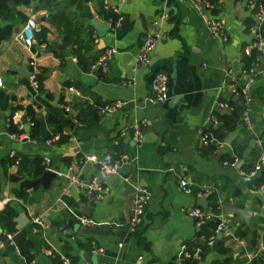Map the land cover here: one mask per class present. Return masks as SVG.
I'll use <instances>...</instances> for the list:
<instances>
[{"label":"crops","instance_id":"1","mask_svg":"<svg viewBox=\"0 0 264 264\" xmlns=\"http://www.w3.org/2000/svg\"><path fill=\"white\" fill-rule=\"evenodd\" d=\"M103 1L32 0L7 5L9 12H0V32L6 25L11 27L7 39L0 41V210L6 202L17 213L14 220L21 215L28 220L20 230L15 223V230L31 245L29 263L56 264L51 257L55 251L74 264H87L81 256L93 254L96 246L103 251L102 256L94 255L96 264H182L189 251L196 264H264V170L252 175L264 153L262 57L257 58L250 87V130L241 121L243 128L236 125L230 133L222 132V141L211 134L222 123L220 117L230 114L228 101L237 100L223 70L229 68L238 76L244 49L253 41V19L245 0H216L213 5L212 16L223 22L225 42L206 32L192 10V0H126L119 4L122 20L115 29L107 23L111 14L102 8ZM56 12L70 23L67 38L52 18ZM28 19L35 20L37 27L27 49L18 35ZM152 33L158 38L140 65L136 57ZM58 39L64 44L59 56L47 52ZM110 48L116 53L100 71L102 77L96 78L90 67ZM31 66L33 80L14 72L15 67H25L30 73ZM157 72L167 76L170 100L153 106L146 100ZM85 98L101 106L113 101L124 105L109 115L85 117L77 109ZM26 107L43 123L45 140L23 139L29 133ZM210 114L215 125L208 123ZM16 115L25 116L27 123L21 129L14 122L9 125L8 118ZM199 130L223 147L211 151L201 145ZM230 135V145L235 141L239 146V158L224 143ZM54 136L53 142L44 144ZM256 139L260 148L254 144ZM84 155L125 156L129 173L119 168L102 181L91 163H78ZM36 163L43 171L33 177ZM69 163L75 164L80 178L96 177L105 194L97 198L57 177L45 186L38 182L44 171L62 173ZM178 176L185 178L190 194L179 190ZM13 177L21 180L11 181ZM24 183L33 185L24 187ZM141 189L147 201L142 223L131 234L128 222L134 195ZM199 199L205 200L203 208L196 205ZM193 208L208 216L200 228L185 213ZM240 212L250 214L247 225L241 222ZM33 215L43 222L42 234L31 230ZM81 217L88 220L86 226L79 223ZM252 230L254 247L249 245ZM213 232V244L208 246ZM0 235L5 236L0 240V264H27L8 243L7 236L12 239V235L1 227ZM195 250L199 260L192 257Z\"/></svg>","mask_w":264,"mask_h":264},{"label":"built area","instance_id":"2","mask_svg":"<svg viewBox=\"0 0 264 264\" xmlns=\"http://www.w3.org/2000/svg\"><path fill=\"white\" fill-rule=\"evenodd\" d=\"M117 5H110L107 0L103 1L102 8L111 14V18L107 20L108 25L111 28H117L122 20L120 12H119V4H123L126 0H114ZM245 4L247 8L251 12V16L253 19V41L244 49V56L248 57L252 51H255L258 55L256 60L250 64L248 68H243L242 64L238 71V76H236L229 68H224L223 76L227 84L231 87V94H233L236 99H238L242 106L244 107L243 117L241 119L242 124L247 130H250V122L248 113L250 112V103H251V95H250V87L252 84L253 73L256 67L257 58L262 57L264 61V0H245ZM192 10L197 15L199 20L201 21L203 27L206 32L213 38L219 39L221 42H225V36L223 33V22L217 17L212 16L213 5L210 4L206 0H192ZM37 24L35 20L28 19L23 25L21 31L18 35V40L24 48H30L33 43L34 32L36 30ZM158 38L157 33L148 34L138 52L136 57V62L140 65H144L148 56L150 55L153 46L155 44L156 39ZM116 53L114 48L107 49L103 52L97 62L93 63L90 67V71L95 73L100 70L103 71L104 65L112 58V56ZM32 67V71L30 72V77L32 80L34 79V68ZM31 86L33 89L36 88V83L32 81ZM69 92H72L74 96L78 99L82 98L80 94L73 89L69 88ZM88 104H92L89 99H83ZM170 100V96L168 94L167 88V76L164 73L157 72L152 76L150 82V96L147 98L146 103L152 104L153 106H160L165 104ZM124 103L120 101H113L110 103L103 104L100 106L98 113L101 115H109L116 111H119L123 107ZM225 107L224 105H221ZM64 112H69L68 108L64 109ZM19 116H13L11 121L14 122L18 126L19 129L22 128L19 123ZM76 122V121H75ZM27 123V122H26ZM209 124H216L215 117L210 114L208 117ZM199 142L203 146H212L214 151L219 150L223 147L221 142L216 141L211 135L205 133L203 130H199ZM18 138V137H17ZM26 141L30 140L28 135L23 137ZM56 137L54 136L51 139L44 141L45 145H49ZM255 146L257 148L261 147L260 139L255 140ZM126 161L125 156H119L116 159H113L109 155H103L101 157L95 158L90 155H84L78 161L79 164L91 163L99 173L104 175H116L120 166ZM42 163L43 166L48 163L47 160H44ZM75 164L69 163L66 166L65 172L59 173L55 172V176L57 178H62L66 180L71 186L76 187L82 191H89L95 193L97 198H100L106 192V188L103 187L102 183L96 178L84 179L80 178L79 174L74 172ZM232 166V165H231ZM264 170V153H261L254 168V172L252 175L260 170ZM168 171L171 169L168 168ZM177 186L179 190L184 194H190L191 191L187 185V182L184 177L178 176ZM264 189V183L262 186ZM196 198H199L200 195L196 194ZM147 201V193L145 190H138L134 195V207L132 210V215L128 222V233H134L136 228L142 223L143 214H144V205ZM6 204V202H4ZM185 213L193 220L194 226L197 228L202 227L208 216H205L198 208H193L191 210L185 211ZM29 223L31 225V230L35 234H42L44 225L39 216H31L29 219ZM79 223L82 226H86L88 224V220L85 217H81L79 219ZM214 236H210L206 244L211 246L213 244ZM7 241L10 245H12L11 236H7ZM1 245V242H0ZM93 255L102 256L103 251L96 246H92ZM51 257L56 259L60 264H74L69 260V258L60 252H52ZM196 260H199L198 251L195 250V254L192 255ZM97 264H104L102 262H98Z\"/></svg>","mask_w":264,"mask_h":264},{"label":"trees","instance_id":"3","mask_svg":"<svg viewBox=\"0 0 264 264\" xmlns=\"http://www.w3.org/2000/svg\"><path fill=\"white\" fill-rule=\"evenodd\" d=\"M30 1H32V0H0V12H9L7 5L15 6V5H20V4H26V3H29ZM206 1H208L212 5H214L216 2V0H206ZM38 2L44 3V2H42V0H38ZM52 18H53V20L57 21L59 24L62 25L63 36L65 38H67L68 37V31L67 30H68V28H70V23H69L68 19L63 15L62 12H56L55 14H53ZM10 30H11V27L9 25H6L2 28V30L0 32V41L7 39L8 35L10 33ZM41 32L43 33L44 31L41 30ZM257 55L258 54L255 51H252L248 57H244L242 59V67L248 68L250 66V64H252L256 60ZM95 74H96V78L102 77V75H100V70L96 71ZM37 84H38V89L40 90V81L37 80ZM237 103H239V104H237ZM228 105H230L232 107L230 114L226 117H220L222 123L216 129H213L211 131V134L217 140H220V141H222V137H223L222 132L228 131L230 133L236 125H239L240 128H243L242 124H241V116L243 114L244 107L242 106L241 102L238 99L236 100V102L228 101ZM100 106L101 105H99V103L96 101H94L93 104H88L87 102L84 101L82 104H79L77 109L79 110V113L81 115L85 114V117H86V116L93 115L94 113L95 114L98 113ZM25 115L29 121L28 122V124H29V126H28V128H29L28 137H29V139H35L37 141L45 140L48 135L42 129L43 123L34 118L33 113L31 112L29 107H26ZM11 118H12V116H10L8 118L9 125H11L13 123L11 121ZM47 123L50 124L49 120H47ZM15 126H16V124L14 125V127ZM14 127H12V128H14ZM242 131L244 132L243 129H242ZM12 132L15 133L16 130L12 131ZM54 132H56V131H54ZM263 145H264V141H263ZM261 146H262V144H261ZM230 147H231V150L233 151V153L235 154V156L237 158H239V146L237 145V142L232 141ZM209 149L212 151L213 147L209 146ZM257 153H258V151H257ZM38 165L39 164L36 163L34 168H33L34 169V171L32 172L33 177L38 176L43 171L42 170L43 167L41 169L40 167H38ZM18 180H21V179H19L17 177H13L11 179V181H18ZM260 181L262 184L263 180H260ZM23 185H24V187H28V186H32L33 184L24 183ZM16 216H17V213L14 210V208L8 203L5 204L4 207L0 210V227L4 231L5 234H11L12 235V239H11L12 246H14L17 249L19 255L28 264L31 260V257L29 255L30 250H31V245L23 239L21 231L17 232L15 230V223L13 222V220ZM239 234H240V232H239ZM210 236H215V232H213ZM200 257H202V254H200ZM54 260H55L56 264H60L56 259H54ZM181 263L182 264H196V262L191 259V252L190 251H189L188 258H184L183 260H181ZM29 264H32V263H29Z\"/></svg>","mask_w":264,"mask_h":264},{"label":"water","instance_id":"4","mask_svg":"<svg viewBox=\"0 0 264 264\" xmlns=\"http://www.w3.org/2000/svg\"><path fill=\"white\" fill-rule=\"evenodd\" d=\"M104 28H105V26H103L102 28H100L99 29L100 31H98V29H96V30L98 32H101V30H104ZM63 49H64L63 41H62V39H58L55 44L49 46V48L47 49V52H52L55 55L59 56V55H61ZM242 57H243V54H242ZM14 72L17 73L20 77L30 76V73L25 69V67H15L14 68ZM19 123L22 126H25V124H26V122H25V116H21L20 117ZM232 138H233V135L228 136L226 138L225 142H224L225 145L229 146ZM120 170L125 171L124 174L127 175L129 173V166L123 164L120 167ZM54 177H56L55 176V173H53L52 171L46 170V171L43 172V174L41 175V177H40V179H39L38 182L42 186H45ZM98 178L103 181L105 179H109L110 176L109 175H104L102 173H99L98 174ZM127 187H129V186L127 185L126 188ZM204 203H205V200L199 199L197 201L196 205H197V207L203 208ZM239 218L241 219V222L242 223H244V224L247 225L248 222H249V220H250V214L247 213V212H240L239 213ZM14 223L17 224L16 230H20L21 228H23L28 223V220L23 215H21V216H18V218L14 220ZM72 227H75V226L72 225ZM250 234H251V237H250V240H249V245L251 247H254V245H255V239H256V233H255V231L252 230ZM0 240L1 241L5 240V236L0 235ZM81 258L84 261H86L87 264H96L95 256L93 254H86V253H84V254H82Z\"/></svg>","mask_w":264,"mask_h":264}]
</instances>
